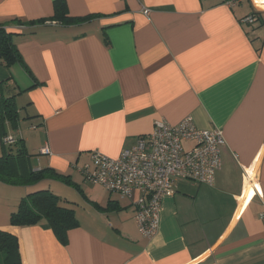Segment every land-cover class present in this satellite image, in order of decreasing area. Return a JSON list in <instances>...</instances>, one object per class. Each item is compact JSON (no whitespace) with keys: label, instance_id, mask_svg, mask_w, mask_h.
I'll use <instances>...</instances> for the list:
<instances>
[{"label":"crops","instance_id":"crops-1","mask_svg":"<svg viewBox=\"0 0 264 264\" xmlns=\"http://www.w3.org/2000/svg\"><path fill=\"white\" fill-rule=\"evenodd\" d=\"M231 1L0 0V25L15 34L24 62H0V90L18 110L0 136V157L10 147L3 140L15 139L35 157L29 169L69 177L44 181L80 198L0 182V229L18 238L22 264H264V0ZM55 3L71 18H92L69 27L11 24L49 20ZM255 13V24L244 22ZM186 117L199 130L223 131L221 169L212 185L176 182L148 240L133 203L90 188L83 170L94 152L117 158L158 121ZM39 191L74 211L66 242L47 220L11 226L25 195Z\"/></svg>","mask_w":264,"mask_h":264},{"label":"built area","instance_id":"built-area-1","mask_svg":"<svg viewBox=\"0 0 264 264\" xmlns=\"http://www.w3.org/2000/svg\"><path fill=\"white\" fill-rule=\"evenodd\" d=\"M257 21L255 14L244 19L250 25ZM3 141L13 145L16 140L9 137ZM225 143L222 130H199L192 117L176 125L158 121L152 133L140 136L133 148L122 151L117 158L94 152L92 164L85 166L83 174L87 182L130 200L136 209L139 233L152 240L159 232L165 195L173 192L178 181L212 185L221 169ZM39 153L48 155L50 151L44 148ZM259 216L264 222V210Z\"/></svg>","mask_w":264,"mask_h":264},{"label":"trees","instance_id":"trees-1","mask_svg":"<svg viewBox=\"0 0 264 264\" xmlns=\"http://www.w3.org/2000/svg\"><path fill=\"white\" fill-rule=\"evenodd\" d=\"M259 16V13H255ZM92 17L71 18L66 5L55 3V15L49 20L26 23L19 20L11 21L19 28L25 25H41L54 22L64 27L75 26L87 22ZM0 62L7 68L24 65L15 34L5 25H0ZM27 72H29L27 70ZM30 73V72H29ZM31 74V73H30ZM1 86V85H0ZM36 83L30 89L36 87ZM18 121V110L13 99L5 97L0 90V136L6 135V125H15ZM11 147V145H10ZM26 151L22 143L17 151L0 157V182L13 187H29L41 183L50 177H58L65 183H70L69 177L59 175L50 168L33 171L28 167ZM70 185V184H69ZM61 198L50 191H39L23 198L16 212L10 216L11 226H29L47 220L52 229L64 243L67 232L77 227L74 211L61 205ZM112 205L109 202L108 207ZM0 264H22L19 240L11 232L0 229Z\"/></svg>","mask_w":264,"mask_h":264},{"label":"rangeland","instance_id":"rangeland-1","mask_svg":"<svg viewBox=\"0 0 264 264\" xmlns=\"http://www.w3.org/2000/svg\"><path fill=\"white\" fill-rule=\"evenodd\" d=\"M18 148H19V144H16V145L13 144L11 147L6 146V148L4 149L3 152H6L5 154H9L11 152L15 153ZM3 152H1V153L3 154ZM28 160L29 161H33L34 160V164H35V157L33 155L32 156L29 155V159ZM82 181H83V179H82ZM0 186L4 187L1 184H0ZM49 186L54 192H56L59 195H61L64 199H67L69 202L73 203L75 199L76 200L77 199L80 200L79 196L77 194H75V191L72 188H70L69 186L64 185L63 183L61 184V182H58V181H55V180L44 181V182L36 185V189L37 188L38 189L39 188H48ZM93 186L94 185L91 184L90 188H92ZM6 189H9V188H6ZM19 191H22V190L18 189L17 192H19ZM25 197H26V195H25ZM76 204L82 206L80 203H76Z\"/></svg>","mask_w":264,"mask_h":264}]
</instances>
